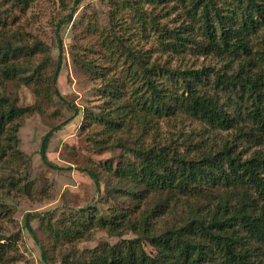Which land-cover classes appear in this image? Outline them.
<instances>
[{"label": "trees", "instance_id": "trees-1", "mask_svg": "<svg viewBox=\"0 0 264 264\" xmlns=\"http://www.w3.org/2000/svg\"><path fill=\"white\" fill-rule=\"evenodd\" d=\"M15 1L25 8L31 0ZM80 2L74 0L75 6ZM72 14L55 24L58 55L50 74L43 60L31 63L46 55L45 44L0 43V86L17 81L38 98L36 105L18 108L0 95V161L21 156L17 133L24 114L41 115L53 95L62 99L56 87L63 63L60 30ZM108 26L91 28L104 65L79 62L84 70L95 69L107 105L104 113L85 118L96 129V146L118 145L124 151L119 171L107 163L98 166L113 181L107 195L132 202L110 207L108 214L87 205L48 221L49 254L29 225L36 216L26 215L24 227L42 260L264 264V0H109ZM180 118L200 127L182 149L162 127L176 129ZM134 128L142 130L138 141L122 146L118 133ZM57 129L43 136L39 154L45 164L62 170L46 159ZM98 167L82 171L100 191ZM11 186L19 190L17 182ZM99 231L134 237L78 249ZM17 243V235H0V264L18 259Z\"/></svg>", "mask_w": 264, "mask_h": 264}, {"label": "rangeland", "instance_id": "rangeland-1", "mask_svg": "<svg viewBox=\"0 0 264 264\" xmlns=\"http://www.w3.org/2000/svg\"><path fill=\"white\" fill-rule=\"evenodd\" d=\"M108 12L109 0H81L77 6L74 0H31L25 8L15 0H0V22H5V27L0 29V43L10 40L24 46H31L35 41L45 44L46 55L36 57L31 63L39 64L43 60L46 74L52 72L58 55L55 24L73 13L70 22L60 30L63 63L56 87L62 99L53 95L51 102L43 105L41 115L32 111L24 114L17 133L21 156L14 162L0 161V235L18 236V259L10 264H45L39 245L24 227L26 215L36 216L30 219L29 225L38 243L49 254L53 241L45 231L48 221L64 219L87 205L108 214L110 207H126L132 202L120 194L115 199L107 195L113 181L109 183L108 174L98 166L107 163L119 171L124 151L118 145L109 144L111 149L96 146L93 142L98 138L96 129L88 127L89 121L85 118L87 114L104 113L107 106L102 94L103 84L94 74L95 69L84 70L79 62L104 65V51L97 47V35L91 28H108ZM19 61L22 62V58ZM2 94L9 96L18 108L38 103L32 90L17 81L0 86ZM54 127L58 129L48 143L46 159L62 170L45 164L39 154L43 136ZM162 127L179 140L181 149L200 128L186 118L178 120L176 129L165 124ZM141 131L140 128L124 129L118 133L117 140L122 146L133 145ZM188 138L190 141L186 140ZM95 165L102 183L100 191L82 171ZM12 182H17L19 190L11 186ZM133 237L129 233L118 238L99 231L92 241L80 242L77 247L87 251L102 243L112 245ZM145 249L152 252L150 247Z\"/></svg>", "mask_w": 264, "mask_h": 264}]
</instances>
